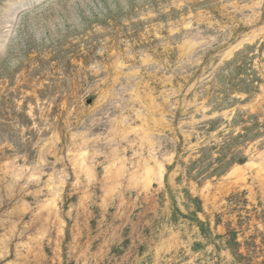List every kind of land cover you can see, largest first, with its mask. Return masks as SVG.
I'll return each instance as SVG.
<instances>
[{
    "label": "rangeland",
    "instance_id": "374dc122",
    "mask_svg": "<svg viewBox=\"0 0 264 264\" xmlns=\"http://www.w3.org/2000/svg\"><path fill=\"white\" fill-rule=\"evenodd\" d=\"M0 264H264V0H0Z\"/></svg>",
    "mask_w": 264,
    "mask_h": 264
},
{
    "label": "bare ground",
    "instance_id": "6f19581e",
    "mask_svg": "<svg viewBox=\"0 0 264 264\" xmlns=\"http://www.w3.org/2000/svg\"><path fill=\"white\" fill-rule=\"evenodd\" d=\"M134 97L137 100H141L140 102L144 104L143 107L146 108L145 111H137V119L140 121V124L137 126H132L131 123H129L127 119L121 118L120 120L117 121V124L113 123V126H112L113 128H112L111 133L114 137L122 138V140L123 139L126 140L132 134H135L138 136V135H141V133H143L141 135V138H142L141 145L142 147H144L143 146L144 140L146 139V140H149L150 142L152 141L151 133L154 131L156 127H158L161 124L162 119L159 120V118L155 117L157 108H153L154 110L153 109L151 110V106H149L150 104L143 102L144 99L140 96L139 93H136ZM152 104H154V100H152ZM146 125H148V128L146 127ZM83 142L86 145L88 143V140L85 139ZM115 154L116 152L113 151V155ZM88 155L89 153L86 151V149L82 148L81 153H79L78 157L75 159V164L78 165L80 168H82L86 172V174L89 176L91 173L92 166L89 167V165L87 164V160L89 159ZM149 158L153 159L156 162V164L155 166H150L149 160L141 164V167L144 170L143 174L140 175L141 181H143L144 183L145 182L151 183L155 180L156 181L160 180V182H162L163 164L160 163V161H158L157 157L151 151H150ZM114 166H116L115 173L118 176H123L125 173V161L123 159H120L118 162H114L112 167ZM110 171L111 170H109V172ZM58 193L56 194L58 195ZM52 204H55V201H53Z\"/></svg>",
    "mask_w": 264,
    "mask_h": 264
}]
</instances>
